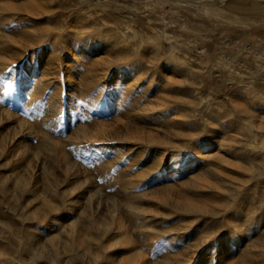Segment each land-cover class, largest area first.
<instances>
[{
  "label": "rangeland",
  "instance_id": "374dc122",
  "mask_svg": "<svg viewBox=\"0 0 264 264\" xmlns=\"http://www.w3.org/2000/svg\"><path fill=\"white\" fill-rule=\"evenodd\" d=\"M31 1L0 0V264H121L117 221L136 264H264L262 24L201 11L264 0Z\"/></svg>",
  "mask_w": 264,
  "mask_h": 264
},
{
  "label": "bare ground",
  "instance_id": "6f19581e",
  "mask_svg": "<svg viewBox=\"0 0 264 264\" xmlns=\"http://www.w3.org/2000/svg\"><path fill=\"white\" fill-rule=\"evenodd\" d=\"M33 1H35V0H32L31 2H33ZM98 3H96V5H97ZM99 5V4H98ZM12 7V6H11ZM17 7V6H16ZM203 11L205 12L204 14H205V16H210L211 17V19L212 18H214V19H219V20H222V21H230V22H234V23H243V24H245V25H249L250 26V24H252V25H258V24H260L261 23V21H262V19H264V16H261V17H253V18H248V19H244V18H241L240 16H237V15H235V14H232V13H229L226 9H224V8H220V7H215V6H205L204 7V9H203ZM135 21L134 20H131V22H128V27H130V29H133V26H134V23ZM261 32H264V24H262L259 28H258ZM250 32V31H249ZM78 35V34H77ZM263 36V35H262ZM30 38V39H29ZM23 39H24V37H23ZM27 39H29V40H27ZM25 40H27L28 42H25L26 43V45L25 44H23L24 42H22V44L24 45L23 46V48L25 49L26 47L25 46H28V47H31L32 48V50H33V47L31 46L32 44H33V41L35 40L33 37H28V38H26L25 37ZM86 46V45H85ZM242 46H243V43H242ZM17 48H19V47H17ZM21 48V47H20ZM22 49V48H21ZM21 49H20V52L19 53H21ZM16 51H18L17 49H15ZM10 51V50H9ZM206 51H209L208 50V48H205V50H204V52H206ZM34 52V51H33ZM36 52V51H35ZM87 51H86V47H82V48H80V50H78V52H77V50H76V52H72V56H71V59H73V58H75V56L77 57V55H84L85 53H86ZM76 53H77V55H76ZM248 53H251V52H248ZM13 54V53H12ZM34 54V53H33ZM39 54V53H38ZM124 55H125V57H127L128 55H130V53L128 52V51H126V52H124ZM12 56V55H11ZM253 57L254 58H256V56L253 54ZM12 59H14L15 58V55L13 56V57H11ZM203 62H204V64L205 65H207L208 67H210L211 69H215V66L213 65V64H210V61L208 62V61H206V60H208V57L207 56H205V57H203ZM5 61V60H4ZM242 61L243 62H246V64L247 65H250L251 67L252 66H254V67H256V68H258L259 66H258V64L256 63V61L254 60V59H251V56H250V54H247V55H245V56H242ZM24 62H25V60H24ZM18 63V62H17ZM31 62H29V64H30ZM224 64L225 65H230V62L227 60V61H225L224 60ZM12 65V64H11ZM171 65H175L176 66V63H173V64H171ZM4 67H6V66H4ZM9 68V67H8ZM105 70V69H104ZM5 71H10V69H5ZM18 71V70H17ZM19 72V71H18ZM18 72H14V73H12V74H9V78L10 79H12V81H16L17 82V84H18V88H17V90H12L13 92H18V89H22L24 86V83H23V79L26 77V72H21L20 74L18 73ZM260 72V71H259ZM105 73V72H104ZM106 73H107V70H106ZM116 73H120L119 71H117ZM123 73V72H122ZM125 73V72H124ZM121 74V73H120ZM258 74V73H257ZM18 75V76H17ZM122 75V74H121ZM203 75H205L206 76V78H207V75L206 74H203ZM106 76H107V74H106ZM204 76V77H205ZM240 76H242V74H240ZM205 78V79H206ZM256 79V78H255ZM258 80H260V79H258ZM253 82V86L254 87H257V88H259L260 89V91L261 92H264V81H262V80H260L259 82H257V83H255L254 82V80H252ZM69 82V81H68ZM206 83V82H205ZM71 84H72V82H71ZM68 85V84H67ZM66 86V85H65ZM10 87V86H9ZM60 88H62V89H60V91H58V93H59V95H61V96H64V92L66 91V90H68L69 88H71V85H68L66 88L65 87H63V86H61ZM8 91H11V89H8ZM65 93H67V92H65ZM21 94V93H20ZM66 95V94H65ZM17 96V95H16ZM21 96H22V94H21ZM209 98V97H208ZM16 100H21V98H20V96H17V99ZM64 102V101H63ZM206 103L208 104L209 102L208 101H206ZM21 104V103H20ZM64 106V105H63ZM151 116V115H150ZM253 131H249V134H248V136H250V137H252V138H254L255 137V134H253L252 133ZM257 136V135H256ZM250 144V146H254L255 144L254 143H252V142H250L249 143ZM110 145L111 144H106V143H103V144H101L99 147L100 148H96V149H94L92 152H94V153H99V151L100 150H108V149H110ZM232 145V144H231ZM230 144H229V146H231ZM259 149L262 151V150H264V147L263 146H259ZM249 153H250V150H247ZM194 152H195V157L192 159L191 158V160H188V156L187 157H183V156H178L179 157V159H178V162L180 161H182L183 162V165L182 166H177V164H176V168H172V172H177V171H179L180 169H183L182 171H185V170H188V169H191L193 166H194V164H196V162L198 161V160H200L202 157H203V151L202 150H200V148H198V146H194ZM118 152L117 151H114V153L113 154H117ZM173 154V153H172ZM171 154V155H172ZM192 156V155H191ZM177 162V161H176ZM261 164H262V169L261 170H264V161H262L261 160ZM252 166V165H251ZM166 172L165 171H161V172H158L155 176V178H152L151 180H148L151 184L153 183H155V182H157L158 180H160L161 178H163V177H165L166 176ZM264 183V182H263ZM264 186V185H263ZM7 188V187H6ZM12 188H13V186H12ZM16 188H17V186H16ZM21 188V187H20ZM30 188H32V187H30ZM34 188V187H33ZM10 189V188H9ZM0 190H1V188H0ZM4 190V189H3ZM25 190V189H24ZM7 191V190H6ZM21 191V190H20ZM29 191V190H28ZM13 192V191H12ZM14 192H16V191H14ZM31 192V191H30ZM34 192V191H33ZM53 192V191H52ZM26 193V192H25ZM49 193V192H48ZM3 194V193H2ZM10 195L11 194H9V197H10ZM16 195V194H15ZM21 195V194H20ZM47 195V194H46ZM7 196H8V194H7ZM12 197H14V195L13 196H11V198ZM6 198V197H5ZM5 198H4V200H5ZM15 198H16V196H15ZM13 199V198H12ZM9 200L10 199H8V202H9ZM16 200H20V199H16ZM7 200H5V202H6ZM8 202H6L5 203V205L6 206H9V205H11V204H9ZM11 202V201H10ZM14 203H16V202H14ZM13 203V204H14ZM71 202H70V204L67 206L68 207V210H71ZM16 205V204H15ZM53 211H54V209H52ZM56 211H57V208H56ZM4 220V219H3ZM2 220V221H3ZM6 222V221H5ZM4 223V222H3ZM72 223V222H71ZM70 223V224H71ZM6 224V223H5ZM9 224V223H8ZM8 224H7V226H8ZM74 223H72L71 225H73ZM10 226V225H9ZM74 227V226H73ZM76 228V227H75ZM127 231H128V229L127 228H125V230L123 229H121V226H120V223L117 221V223H116V226H115V229H114V233H113V237H112V239H113V241H116L118 244H120L121 245V248H120V250H121V252L123 251L126 255H128L127 256V258L125 259V256H124V262H123V256H122V254H120V261L119 262H121V264H136V260L135 259H133V257L134 256H132L131 254H132V242L130 241V239H131V237H129V235L127 236V235H125V236H123V234L125 233H127ZM128 233H129V231H128ZM58 234V233H57ZM131 235V234H130ZM56 236V235H55ZM122 237V238H121ZM121 238V240H118V239H120ZM1 239V238H0ZM91 240L93 239V238H90ZM5 240V239H4ZM133 241V240H132ZM222 241H223V243L221 244V246H222V251L220 250L219 251V253L220 254H223V253H225L226 252V250L227 249H225V251H224V249L223 248H228V250H229V248H231V247H233V245L231 246V244H232V240H231V235H229V234H225V236L222 238ZM109 242V241H108ZM229 242H230V244H229ZM115 243V242H114ZM116 243V244H117ZM108 245H109V243H108ZM107 245V246H108ZM115 252V251H114ZM120 252V253H121ZM200 252V250H198L197 252H196V254H193V256H192V258H190V261L191 262H189V263H192V262H194V261H197V262H200V261H204L205 260V257L203 256V252H201V253H199ZM125 254H123V255H125ZM224 255V254H223ZM107 256V259H106V263L107 264H113V260H112V255H111V253L110 254H108V255H106ZM116 256V255H115ZM117 256H119V255H117ZM144 256V255H143ZM101 257V256H100ZM220 257V256H219ZM135 258H136V256H135ZM63 261V260H62ZM115 261V260H114ZM116 261H118V258L116 259ZM105 263V264H106ZM116 263V262H115ZM17 264H34L32 261H29V262H19V261H17Z\"/></svg>",
  "mask_w": 264,
  "mask_h": 264
},
{
  "label": "crops",
  "instance_id": "0c3cea01",
  "mask_svg": "<svg viewBox=\"0 0 264 264\" xmlns=\"http://www.w3.org/2000/svg\"><path fill=\"white\" fill-rule=\"evenodd\" d=\"M219 4H221V3H219ZM221 5H223V4H221ZM204 7L205 6H203V8H202V10L201 11H203V9H204ZM225 8H226V10L227 11H229V12H231L232 14H237V16H240L241 18H244V19H248V18H250V17H248V16H246V15H243L242 13H239V12H235V11H231V10H229L226 6H225ZM196 12V11H195ZM204 12V11H203ZM205 13V12H204ZM202 15V14H201ZM261 16H264V14H261L259 17H261ZM200 20H201V18H200ZM228 25H229V23H227ZM231 25H233L232 23H230ZM260 24H264V19H262V21H261V23ZM249 26V25H248ZM263 34V36H262V38H264V32H262Z\"/></svg>",
  "mask_w": 264,
  "mask_h": 264
}]
</instances>
